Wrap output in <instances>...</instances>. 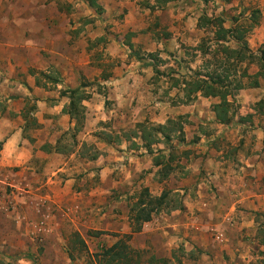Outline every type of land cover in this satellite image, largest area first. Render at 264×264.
<instances>
[{
  "label": "crops",
  "instance_id": "1",
  "mask_svg": "<svg viewBox=\"0 0 264 264\" xmlns=\"http://www.w3.org/2000/svg\"><path fill=\"white\" fill-rule=\"evenodd\" d=\"M140 1L95 0L96 9L87 0H0V100L6 105L0 115V182L17 189L11 196L16 221L0 217V260L11 264H74L67 250L70 231L76 230L85 241L89 228L119 235L130 232L129 221L119 223L118 213L112 209L118 208L127 218L123 194L118 193L120 200H113L114 204L103 211L100 189L84 193L75 185L83 186L86 172L97 169L101 182H110L124 193L136 180L144 181L142 172L152 168L150 174L154 175L158 167L144 148L136 151L137 146L127 140L120 144L96 142L105 153L100 151L95 159L82 155L81 144L97 127H84L77 134V147L65 149L63 140L74 133V121L63 110L69 98L60 91L78 87L82 79L102 82L103 64L110 62L112 74L106 82L112 85L109 96L116 108L106 117L118 129L141 121L139 113H126L132 110L138 94L136 86L129 83L130 79L141 83L143 76L149 78L151 66L140 67L143 75L130 69L138 65L137 60L122 62L125 70L112 65L130 50L126 49L124 34L136 33L130 43L143 52L172 51L179 41L193 42V18L184 20L182 16L193 14L197 3L174 0L152 11ZM118 14L122 18H117ZM157 26L165 28L168 35L158 34ZM255 41H264L263 27L248 37L250 48ZM52 73L56 74L54 79L41 80L40 74L50 78ZM263 91L259 78L257 87L239 92L242 98L253 99V92L256 96ZM98 96L93 92L82 102L96 119L101 113L95 109L102 106ZM27 102L31 104L28 108ZM194 108L193 104L166 105L160 113H149L150 121L163 124L182 115L195 121L203 116L214 118L213 113L203 115ZM210 153L212 150L206 157L180 161L184 172L177 180L170 172L167 177L176 181L173 191L180 192L182 208L143 223L140 231L132 234L133 247L150 245L157 258H171L168 264H249L256 260L258 248L264 250V241L255 240L261 226L256 215H264V182L253 176L264 173V163L253 154L242 155L241 173L227 170L226 160L213 158ZM199 169L206 171L204 179ZM210 184L217 186L216 190H211ZM175 249H182L186 257L175 261ZM194 251L196 256H190Z\"/></svg>",
  "mask_w": 264,
  "mask_h": 264
},
{
  "label": "rangeland",
  "instance_id": "2",
  "mask_svg": "<svg viewBox=\"0 0 264 264\" xmlns=\"http://www.w3.org/2000/svg\"><path fill=\"white\" fill-rule=\"evenodd\" d=\"M151 1L152 0H142L140 1L141 6L148 7L149 5H151ZM190 1L191 3H197L194 5L193 14L190 13L189 15H184L182 16V18L184 20H188L189 16L193 18L191 20L190 26L191 28H193L190 34L191 40H193V42L179 41L178 46L174 47L172 51L161 52L159 54L161 63L158 65V68L161 71H169L170 68L176 70L178 61L182 56L184 57L183 62H185L186 65H190L192 68H196L198 65H201L203 61L211 58L210 55H202L200 51L191 49L192 46L197 45L201 40H205L207 42L211 41L210 39L212 37V33L209 32L208 29L198 26L200 9L203 8L202 6H200V0H189V2ZM188 5H190V3H187L186 6ZM204 5L205 11L208 14H220L226 19V23H229L231 19L237 17L242 19V23L247 24V19L248 17H250V13L254 9L258 10L260 21L259 25L252 28L250 33L247 35V40L248 37L256 34V31L260 27L264 28V0H211ZM120 16H122V14H118L117 18H122ZM157 28L158 26L154 27V29ZM158 34L168 35V31H166L165 28H158ZM135 35L136 33L132 31L126 32L124 34V42H130V39ZM255 43L256 45H253L251 48L253 51H257L259 47H264V41H262L261 43L255 41ZM126 45V49H130L127 52V56L121 59L119 58L117 60H114L112 64L113 66H123V70H125V68L124 65H121L122 62L131 64L132 61H136L133 56H129V53H131V51L135 49L133 48V44H131L132 49L128 44ZM142 53L144 54L146 52L142 51ZM103 60L105 61V59ZM182 65H184V63H182ZM243 65L244 63H242V67ZM245 65L249 67L248 71L250 73H254L258 69V66L255 62H248ZM110 66V62H105L103 64V70L101 73L102 82H90L89 85L85 86L81 90L84 95H88L86 99L90 98L93 92H97L99 94L98 104H102V106H99L95 110L97 113H101L100 118L96 119L93 114L92 116H90L91 112L87 110V107L82 104L83 100H81L78 103V112H80L79 115H83V119H81V121L77 123V125H80V127L79 131L75 133L74 137L70 136L71 134L65 136V139L63 140L65 149L74 150L77 147L78 140L80 141V139L77 138V134L78 132L83 131L84 127L87 129H93L94 127H97L98 129L89 132L90 136L83 141L79 148V152L87 158L91 157L93 154L98 155V153L102 151L96 147V142L113 141L120 144L119 142L127 140L131 142L130 144L134 147L137 146L136 151H139L138 148H144L143 142L139 138V123H143L147 127H150L151 125L167 124L168 128L170 129L169 131H167L169 139L164 138V136L161 135V132L154 131L153 135L160 139V141L152 144L153 151L151 153L147 152V154H149L152 158L153 164L155 162L154 157H157V159L161 163H163V161H165V157L162 156L163 154L168 155L169 153L170 155H172L169 164L171 167V172L175 175V180H177L178 176H181L184 172L180 161H184V158L190 159L191 156H194L195 158L196 156H205L208 150H212V153H210L211 157H223V159L226 160L224 168H226L227 170H239L241 172L240 165L242 164V162L239 159L242 155L250 156L251 154H253L257 157L258 160L264 163V111L253 110L254 104L258 100L264 99V91L263 93H259L256 96L253 92V99L249 96L247 98H242V92L236 94V113L233 120L229 124H221L218 123L215 118L211 119L206 118L205 116L200 117L196 121L190 120L186 115L168 118L173 119L170 123H168V119L163 124L156 121L152 122L150 121L151 115L149 113H160L162 112L163 107L166 105L179 106L187 104H172L173 102L177 101L179 97L182 98V93L179 92L177 88L168 89V86L171 83L170 81H168V78L164 76L156 77L154 74V70L151 67L152 75L149 78L143 76V78L141 79V83H135L134 79H130L129 83L130 85L134 84L133 87L136 86V89H138V94L136 96V99H134L132 102V110L126 113H139V118L141 119V121L134 123V125H132L131 127L118 129L112 127V119L106 117L107 113H112L111 110L116 108L115 100H113V98L109 96L110 87H112V85L109 82H106L109 74H112V71L109 70ZM141 66L143 67L144 65L142 64V62H139L138 65H132L130 69L137 70L139 74H143L141 72ZM181 71L184 70L181 68ZM40 77L41 80H50L54 79L56 77V74L52 73L50 75V78L40 74ZM242 79L244 82H248L250 80V78ZM260 79L262 81L264 89V76ZM83 81L87 82L86 80ZM217 101V98L203 97L198 95L196 99L189 102L188 105H195L194 112L196 113H202L203 115H207L206 113H209V115H213L214 113L212 111V105ZM29 105H31L30 102H27L25 107L28 108L30 107ZM124 106L125 103H123V108ZM249 113H251V115L247 117V114ZM241 116H244L245 118L240 120ZM72 120L74 121L75 125L76 120ZM135 133H137V135H135ZM108 134L111 135L110 140H108V137L106 136ZM136 140L140 141L141 144H137ZM104 148L106 147H103V149ZM157 149H164L163 151L165 152H163V154L162 152L158 154L159 151H157ZM102 152L105 153L106 150ZM137 154L138 156L144 155V153ZM228 164H230L229 167ZM161 165L162 164L154 165L158 167L154 175L150 174V172H152V168L142 172L140 174V178H143L144 181L142 183H139L140 179L136 180L132 184V186L127 187V189L124 190V193H120V187L111 185L110 182H101L98 178V174L96 171L97 169H93L94 171L92 172H86L87 175H85L86 179L85 182H83V186L78 187L76 183L75 187H77V189L82 188L84 193L92 191L95 188L100 189L102 191V202L99 203V205L103 207V211H106L108 207L114 204L112 202L113 200H120V198L118 197L119 194L124 195L121 200L126 201V206L129 210V204L135 201L141 187H149L151 193L154 195H159L161 190L165 188L167 190H170L168 194L167 205L163 206L160 209L159 213L155 214L154 216L160 213H168L178 207V204L180 203V192L173 191L174 186H176V181H174V179L170 177H162L163 174L160 171ZM205 173V170H200L199 176L204 179L206 177ZM262 176H264V173L259 172L257 177H253L257 178L259 182H264ZM210 185L211 186L209 188L211 190H216L217 186L213 184ZM16 190L17 189L9 183L0 182V213H4L0 214V217H5V219H7V217H10L11 221L13 222L16 221L17 217H15L16 215L14 213V203L11 196L14 194V192H16ZM112 209L113 212L116 211L118 213L119 223H126V221H129L128 212L127 218H125L124 215V217H122V213L120 212V210H118V208L114 207ZM256 220L258 222H261V226L257 231L255 240L261 243V241H264V215L262 216L260 214H257ZM97 231L104 232L96 235ZM1 232L2 231H0V233ZM72 232L73 231H70L67 235L68 244L70 240L73 239L71 235ZM85 234V243L88 250L95 251L100 243L111 244V242L115 241L117 239L116 234L118 233L111 230H94L92 228H89L86 230ZM36 248L37 250H40V246H37ZM147 249L149 250V252H152V247L150 245L149 247H147ZM195 252L196 251L192 252L190 256L195 257ZM72 254L75 260L74 264H85L87 260L85 249H78L76 247L75 249H73ZM255 254H257L258 257L256 258V260H252V262H250L249 264H264V250L258 248V251H256ZM172 257L175 261H181V258L186 257V255L184 254L182 249H175V251L172 253ZM169 261H171V258H166V264H168ZM0 264H11V262L0 260Z\"/></svg>",
  "mask_w": 264,
  "mask_h": 264
},
{
  "label": "trees",
  "instance_id": "3",
  "mask_svg": "<svg viewBox=\"0 0 264 264\" xmlns=\"http://www.w3.org/2000/svg\"><path fill=\"white\" fill-rule=\"evenodd\" d=\"M89 5L98 9L95 0H87ZM174 0H154L152 5L148 7H163L167 3ZM203 4H207L211 0H200ZM248 17L247 24L242 23L241 18H233L229 23L222 15L212 13L208 14L203 11L198 19V26L208 29L212 33L211 41L201 40L191 49L198 50L202 55H210V59L202 62L196 68L186 65L182 56L177 64V69H169V71H161L158 65L161 63L159 53L146 52L142 53L140 49H134L129 53L138 62H142L144 66H151L156 77L164 76L170 81L168 89L177 88L182 93V98L179 97L176 103L188 104L196 99L198 95L203 97L217 98L218 101L212 105L214 118L218 123L229 124L236 113V94L248 87H257L259 78L264 76V47H259L257 51H253L248 44L247 35L253 27L259 25V12L254 9ZM227 25H226V24ZM131 35V34H130ZM129 40V39H128ZM131 49L132 45L127 42ZM248 62H255L258 69L254 73L248 71L249 67L245 65ZM184 63V65H182ZM242 63H244L242 67ZM181 68L184 71H181ZM242 78H250L248 82H244ZM90 82L81 81L80 85L73 89H65L60 91V95H67L70 98L68 105L63 109L67 112L71 119L76 120L74 125V133L70 136L74 137L79 131L77 123L83 119V115H79L78 103L84 100L88 95H84L81 90L89 85ZM82 107V106H81ZM35 106H31L34 109ZM6 109L5 100H0V115ZM253 110L264 111V99L258 100L253 107ZM251 113L247 114V117ZM240 117V120L244 119ZM173 119H168V123ZM139 138L143 142V147L147 152L153 151L152 144L160 141L153 135L155 132H161L164 138L169 139L167 124L151 125L147 127L143 123H139ZM137 135V133H135ZM110 140L111 135H106ZM117 137V135H116ZM164 149H157L158 154ZM165 161L161 163L157 157H154V165H161L160 171L162 177H167L171 172L170 160L172 155H162ZM97 154H93L90 159H95ZM170 190L162 189L159 195L151 193L149 187H141L137 198L133 203L129 204L128 218L130 222V232L124 234H116L117 239L111 244L100 243L95 251H89L85 240L81 235L73 231L72 240L68 244V255L71 260H74L72 254L73 249H85L87 260L85 264H166L165 258H157L153 252H149L147 248H135L131 245L132 234L140 231L143 223L148 222L152 217L159 213L160 209L167 205L168 194ZM177 208H182V203L178 204ZM104 231H97L101 234Z\"/></svg>",
  "mask_w": 264,
  "mask_h": 264
}]
</instances>
